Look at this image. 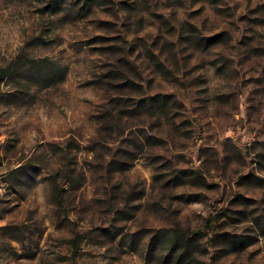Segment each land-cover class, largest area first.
I'll return each instance as SVG.
<instances>
[{"label":"rangeland","instance_id":"obj_1","mask_svg":"<svg viewBox=\"0 0 264 264\" xmlns=\"http://www.w3.org/2000/svg\"><path fill=\"white\" fill-rule=\"evenodd\" d=\"M2 71L0 264H264V0H0Z\"/></svg>","mask_w":264,"mask_h":264},{"label":"trees","instance_id":"obj_2","mask_svg":"<svg viewBox=\"0 0 264 264\" xmlns=\"http://www.w3.org/2000/svg\"><path fill=\"white\" fill-rule=\"evenodd\" d=\"M58 1L63 2L64 0H58ZM216 37H217L216 35L208 36L207 38L203 39V41L205 42L206 46H209L210 44L215 43L217 41V40H215ZM0 76H1V78L5 77V71L3 73H0ZM171 100L172 99H171V96L169 94H155V95H152L148 98L149 107L153 113H156L157 109H160V111L167 109L171 103ZM110 164H112V162ZM185 177H186V175H183V179H185ZM74 181L75 180L70 179V180H68V183L72 186H75ZM77 245L78 244L76 243L75 246H77Z\"/></svg>","mask_w":264,"mask_h":264}]
</instances>
